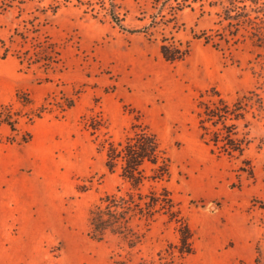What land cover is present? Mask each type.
Listing matches in <instances>:
<instances>
[{"label": "rangeland", "instance_id": "obj_1", "mask_svg": "<svg viewBox=\"0 0 264 264\" xmlns=\"http://www.w3.org/2000/svg\"><path fill=\"white\" fill-rule=\"evenodd\" d=\"M237 1L0 0V264H264V0Z\"/></svg>", "mask_w": 264, "mask_h": 264}, {"label": "trees", "instance_id": "obj_2", "mask_svg": "<svg viewBox=\"0 0 264 264\" xmlns=\"http://www.w3.org/2000/svg\"><path fill=\"white\" fill-rule=\"evenodd\" d=\"M238 1L237 0H219V6L222 7L223 11V19L226 21L233 20L238 21L237 18L241 16L242 18H247L250 16L249 10L250 5L246 6V4H242L241 6H237ZM258 14V12H257ZM167 47L162 46L161 53L163 56L167 59H175L177 56L175 54H168L166 51ZM213 95H217L216 92H213ZM217 103H208L204 104L203 106V114L205 116L201 117L200 120V131L201 135H206L208 131L207 123L210 122L211 126L215 127L218 124H221L223 126L227 125L226 120L228 119V112H224L223 114H218L219 106L223 105L226 110L228 107L224 105V101L221 99L217 100ZM260 103V101L258 100ZM0 121L5 123L11 131L16 132V121L13 118V115L6 110L5 107L0 106ZM213 135L215 136L214 142H217V136H218V130H212ZM152 137L146 135V134H138L134 135L132 138H129V140L122 146L121 143H117L119 147H122L121 151L118 152V154L115 157H119L123 162V175L127 178H134L136 182L139 181L140 177H142V174L139 176H135V173L138 172L139 165L142 164V162L147 159L151 158L153 159V163L156 162L154 156H150V154L157 148V144ZM146 140H148L146 142ZM228 145V144H227ZM229 150L231 151H238L241 154L242 147L239 142H231V144L228 146ZM230 151V152H231ZM114 196H106L105 199H109L107 209H110V207L115 208H123L124 206L122 204H117V200L114 199ZM122 213V212H121ZM121 213L116 212V210H112L107 213V218L104 216V212L97 210L95 212H92L91 216V222H101L103 224V227L101 230H105L108 226L111 225L113 228H116V226L119 225V222H121ZM123 214V213H122ZM130 217V216H129ZM117 264H124L123 262H117Z\"/></svg>", "mask_w": 264, "mask_h": 264}]
</instances>
